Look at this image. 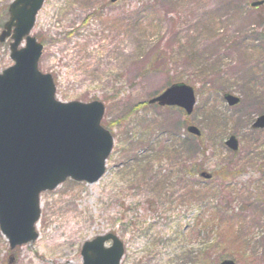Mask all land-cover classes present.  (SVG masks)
<instances>
[{
    "label": "rangeland",
    "instance_id": "1",
    "mask_svg": "<svg viewBox=\"0 0 264 264\" xmlns=\"http://www.w3.org/2000/svg\"><path fill=\"white\" fill-rule=\"evenodd\" d=\"M254 1L44 0L31 32L43 44L38 67L57 99L103 102L113 148L99 180L41 193L34 241L12 248L0 229V264H83L84 243L107 233L123 243L120 264H264V130L252 127L264 111V3ZM10 42L0 72L13 64ZM175 82L195 88L190 115L149 103ZM226 208L236 214L214 216Z\"/></svg>",
    "mask_w": 264,
    "mask_h": 264
},
{
    "label": "water",
    "instance_id": "2",
    "mask_svg": "<svg viewBox=\"0 0 264 264\" xmlns=\"http://www.w3.org/2000/svg\"><path fill=\"white\" fill-rule=\"evenodd\" d=\"M117 1V0H111ZM264 0L252 2L259 5ZM44 0H13L0 42L11 38L13 64L0 72V229L10 246L34 241L38 234L40 194L56 188L67 178L95 182L106 171L113 148V135L102 125L105 106L94 100L64 102L56 98V84L38 62L43 44L31 34ZM23 40L25 45L21 46ZM229 105L240 97L225 93ZM161 106H178L191 114L196 104L195 89L176 82L150 99ZM264 128V112L252 124ZM196 136L201 129L192 124ZM226 145L236 151L239 140L231 135ZM201 176L212 175L202 171ZM112 240V245L105 242ZM122 241L113 233L98 235L82 248L83 264H120ZM214 264H239L226 258Z\"/></svg>",
    "mask_w": 264,
    "mask_h": 264
},
{
    "label": "trees",
    "instance_id": "3",
    "mask_svg": "<svg viewBox=\"0 0 264 264\" xmlns=\"http://www.w3.org/2000/svg\"><path fill=\"white\" fill-rule=\"evenodd\" d=\"M8 16V12H7V3H5L4 5H3V8H2V11H0V30L3 28V24H4V20H5V18ZM1 45H3L2 43H0V46ZM154 64V62L152 63V65ZM262 130H264V129H261V131ZM193 138H195V139H197V140H199V139H202V137H193ZM189 140H191V136L189 135L187 138H185V142L187 141V143H188V141ZM181 142V141H180ZM201 143L199 142V144H197V145H200ZM201 146V145H200ZM234 153H237V152H234ZM201 169V168H200ZM196 171L194 170L193 171V174L195 173ZM187 174H190V175H193L192 173H188L187 172ZM215 174L216 175H222L225 179H228L227 177H229L230 176V171H225V170H218L217 172H215ZM236 214V211H235V208H232V209H229V208H226V209H218L217 211H215V214H214V216L217 218H219V217H224L225 215L226 216H234ZM207 217L204 215L201 219H200V221H199V225H202V223L203 224H205L206 225V223L207 222H204V221H207L208 220V224L211 222V220L212 219H206ZM201 223V224H200ZM202 228L203 229H205L206 228V226H203L202 225ZM249 241V240H248ZM248 243H250V241L248 242ZM227 257V256H226ZM222 259H224L225 257H221ZM221 259V260H222ZM220 260V259H219ZM203 264H204V262H203ZM206 264V263H205Z\"/></svg>",
    "mask_w": 264,
    "mask_h": 264
},
{
    "label": "bare ground",
    "instance_id": "4",
    "mask_svg": "<svg viewBox=\"0 0 264 264\" xmlns=\"http://www.w3.org/2000/svg\"><path fill=\"white\" fill-rule=\"evenodd\" d=\"M76 222H77V221H76ZM76 222L73 223V224L76 225ZM73 224L71 223V224L67 227V229H69L70 231H75V229H77V227H71V225L74 226ZM36 226H37V228H38V225H36ZM60 236H62V234H58V233L54 234V235L52 236V238H51L50 243H51L52 245L60 243V241H61Z\"/></svg>",
    "mask_w": 264,
    "mask_h": 264
},
{
    "label": "flooded vegetation",
    "instance_id": "5",
    "mask_svg": "<svg viewBox=\"0 0 264 264\" xmlns=\"http://www.w3.org/2000/svg\"><path fill=\"white\" fill-rule=\"evenodd\" d=\"M153 104H157V103H153Z\"/></svg>",
    "mask_w": 264,
    "mask_h": 264
}]
</instances>
